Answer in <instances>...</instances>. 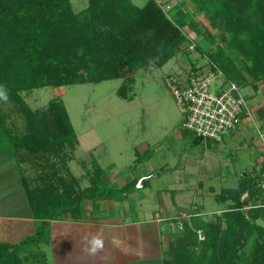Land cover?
Returning <instances> with one entry per match:
<instances>
[{
  "label": "trees",
  "instance_id": "obj_1",
  "mask_svg": "<svg viewBox=\"0 0 264 264\" xmlns=\"http://www.w3.org/2000/svg\"><path fill=\"white\" fill-rule=\"evenodd\" d=\"M192 2L211 27L225 34L206 53L225 78L253 86L263 81L264 0ZM195 28V22L184 17L170 19L155 0H146L141 7L131 0H87L79 12L73 10L71 0H0V84L9 89L7 103L13 104L27 126L26 135L16 138L0 110V143L8 150L43 155L74 149L77 136L63 103L32 110L22 93L113 79L131 83L129 74L135 70L163 67L188 43L185 29ZM125 85L117 94L126 99ZM73 182L60 179L59 184L32 189L24 184L32 216L42 224L20 244L0 243V264H20L18 248L43 238L49 221L75 215L83 200L113 197V190L103 187L99 167L88 187L76 190ZM244 193L247 196L241 199ZM216 200L229 204L219 214L198 213L184 220L182 230L171 234L164 264H264V227L259 224L264 222V196L247 173ZM243 206L250 207L244 212ZM198 231L203 240L198 239Z\"/></svg>",
  "mask_w": 264,
  "mask_h": 264
},
{
  "label": "crops",
  "instance_id": "obj_2",
  "mask_svg": "<svg viewBox=\"0 0 264 264\" xmlns=\"http://www.w3.org/2000/svg\"><path fill=\"white\" fill-rule=\"evenodd\" d=\"M249 86L255 94L264 93V80L256 86ZM247 97L250 104L252 96ZM261 97L262 103L258 100L259 105L255 107L254 114L260 111L263 118L264 94ZM254 114L244 117L221 143H194V138L180 130L173 134L175 144L171 148L180 152L176 153V150L171 151L167 147L166 155L157 163H133L128 168L114 172L105 171L98 164L103 187L115 189L122 195L85 199L75 215L64 214L59 219L49 221L48 232L43 239L18 248L20 264H164L170 239L166 231L171 234L177 231L175 220L183 222V216L198 213L219 214L224 209L212 212L210 208L213 205L210 206L207 200H216L223 189L238 184L243 172L262 163L264 131L257 128L259 123ZM145 146H148L147 143ZM200 147L211 149L213 154L230 152L231 164L223 163L225 168H222L215 156L209 154L212 166L208 168L206 163L199 166L192 152L200 150ZM5 151H9L8 148H0L1 155ZM11 165L10 160L0 158V243L16 245L29 238V234L35 233L42 221L33 218L25 189L18 182ZM228 166L240 168L239 173H235L234 169L233 173ZM111 168L114 170L117 167L113 165ZM182 176L186 179L183 180ZM141 179L144 181L137 187ZM222 182H234V186L221 187ZM215 184L219 186L217 190L213 186ZM204 187L205 195L202 191ZM190 190L195 195L192 201L191 197L187 198ZM245 194L241 199L246 197ZM16 195L22 197L21 204L16 200ZM223 204L227 208L229 202ZM95 233L103 235L104 248L92 256L84 251L85 245L81 238L85 234ZM114 237L120 241L119 245L113 244Z\"/></svg>",
  "mask_w": 264,
  "mask_h": 264
},
{
  "label": "rangeland",
  "instance_id": "obj_3",
  "mask_svg": "<svg viewBox=\"0 0 264 264\" xmlns=\"http://www.w3.org/2000/svg\"><path fill=\"white\" fill-rule=\"evenodd\" d=\"M145 1L131 0L138 7L143 6ZM157 1L161 3L164 12L170 19L177 20L179 17H184L187 22H195L196 28L192 31L185 29V32L186 36L196 43V49L188 50L187 43L163 67L135 70L129 74L133 80L131 83L125 79H113L96 84L46 87L22 93L25 102L32 110H40L51 102L61 101L78 141L74 149L64 148L56 154L43 155L24 149L13 150L11 147L9 151L2 152L0 158L10 160L11 168H14L18 182L23 187L24 184L30 189L49 182L59 184L61 179L65 184L76 180V183L73 182V187L76 190L84 189L90 185V180L98 164L105 171L114 172L128 168L133 163L145 161L157 163L166 155L167 147L171 149L174 146L173 134L182 130V115L170 93L165 77L170 74L180 76L187 73L191 67L204 64L205 58L202 55L210 53V50L219 44L220 38L225 34L210 26L204 14L195 10L192 0ZM71 4L73 10L79 12L87 6V0H71ZM198 46L201 50L198 49ZM122 84H126V99L117 94V90ZM240 85L241 93L245 97L252 96L249 105L254 114L255 107L259 105L258 100L262 103L263 97H259L264 93L255 94L249 84L242 83ZM256 95H258V99L255 97ZM0 108L10 134L16 138L25 136L27 133L26 121L16 111L13 104L1 103ZM254 115L259 123L257 128L264 131V117L261 118L260 111L255 112ZM145 143L148 146H145ZM158 147L163 149L158 151ZM0 148H9V146L1 142ZM172 150H176V153L180 152L175 148ZM200 150L192 152L194 154L192 157L198 159L199 166H202L203 163H206L208 168L212 166L209 154L215 156L217 163H221L222 168H225L223 163L228 165L232 162L230 152L226 150L220 155L213 154L211 149L204 147H200ZM202 151L204 152L198 153ZM113 165L117 167L114 170L111 168ZM228 167L229 170L234 169L235 173H239L240 168ZM196 172H198L197 169ZM181 178L186 179L185 176ZM213 186L216 190L219 188L216 184ZM232 186H234V182L233 184L231 182L221 184V187ZM58 187L61 190L62 184ZM112 190L111 196L122 195L121 192ZM204 190L206 191V187L202 189L203 192ZM135 192L140 193L136 190ZM190 197L191 201L195 197L192 190L187 193V198ZM16 200L21 204L23 199L16 195ZM207 203L210 206L213 205L210 208L212 212L226 208L223 202L212 198L207 200ZM175 221L180 220L176 219ZM259 224L264 227V222H259ZM166 232V235L172 238L171 233ZM35 233L29 234L28 237L34 236Z\"/></svg>",
  "mask_w": 264,
  "mask_h": 264
},
{
  "label": "built area",
  "instance_id": "obj_4",
  "mask_svg": "<svg viewBox=\"0 0 264 264\" xmlns=\"http://www.w3.org/2000/svg\"><path fill=\"white\" fill-rule=\"evenodd\" d=\"M155 1L162 8L161 3ZM187 46L188 50L196 49V43L191 38H188ZM202 56L205 58L204 64L191 67L180 76L167 75L165 80L181 112L182 130L202 142L221 143L244 117H251L252 111L247 98L241 93L240 83L227 80L215 63L205 54ZM246 173L264 196V159ZM249 207L243 206L242 210L245 212ZM191 216H183V219ZM175 225L177 230H182L181 220L176 221ZM197 235L199 240H203L200 231Z\"/></svg>",
  "mask_w": 264,
  "mask_h": 264
},
{
  "label": "clouds",
  "instance_id": "obj_5",
  "mask_svg": "<svg viewBox=\"0 0 264 264\" xmlns=\"http://www.w3.org/2000/svg\"><path fill=\"white\" fill-rule=\"evenodd\" d=\"M10 99V91L5 86L0 84V102L7 103ZM84 242V251L88 255L95 256L104 248V238L103 235L100 233L95 234H85L82 238ZM113 244L119 245L120 241L117 238H113Z\"/></svg>",
  "mask_w": 264,
  "mask_h": 264
},
{
  "label": "water",
  "instance_id": "obj_6",
  "mask_svg": "<svg viewBox=\"0 0 264 264\" xmlns=\"http://www.w3.org/2000/svg\"><path fill=\"white\" fill-rule=\"evenodd\" d=\"M143 181H144L143 179L139 180L137 187H140V183H142Z\"/></svg>",
  "mask_w": 264,
  "mask_h": 264
}]
</instances>
